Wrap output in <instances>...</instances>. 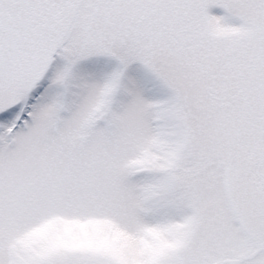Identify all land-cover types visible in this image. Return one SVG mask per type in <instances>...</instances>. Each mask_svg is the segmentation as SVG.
I'll use <instances>...</instances> for the list:
<instances>
[{
  "label": "snow or ice",
  "instance_id": "snow-or-ice-1",
  "mask_svg": "<svg viewBox=\"0 0 264 264\" xmlns=\"http://www.w3.org/2000/svg\"><path fill=\"white\" fill-rule=\"evenodd\" d=\"M0 264H264V0H0Z\"/></svg>",
  "mask_w": 264,
  "mask_h": 264
}]
</instances>
